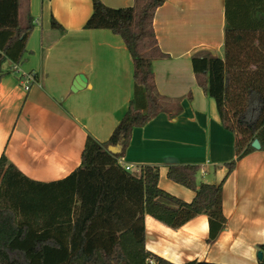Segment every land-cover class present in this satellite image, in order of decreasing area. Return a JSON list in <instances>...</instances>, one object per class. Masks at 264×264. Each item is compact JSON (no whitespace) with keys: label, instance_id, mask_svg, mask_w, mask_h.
Instances as JSON below:
<instances>
[{"label":"crops","instance_id":"crops-1","mask_svg":"<svg viewBox=\"0 0 264 264\" xmlns=\"http://www.w3.org/2000/svg\"><path fill=\"white\" fill-rule=\"evenodd\" d=\"M108 7L133 0H101ZM33 28L17 63L3 64L0 78V156L24 176L40 182L66 177L80 165L88 135L105 141L133 95L132 62L121 37L108 29L83 27L91 0H20L19 17ZM54 18L62 30L51 27ZM153 30L166 57L154 59L155 88L165 110L134 127L121 166L137 175L158 167L157 186L190 202L194 192L167 177L170 165L199 166L197 182H222L223 229L208 242V219L197 214L172 228L145 214V248L173 263L203 260L258 264L264 251V150L235 160V134L219 120L215 102L197 85L191 57L223 48L224 0H164ZM19 74L35 78L28 90ZM85 81L72 91L75 77Z\"/></svg>","mask_w":264,"mask_h":264},{"label":"trees","instance_id":"trees-1","mask_svg":"<svg viewBox=\"0 0 264 264\" xmlns=\"http://www.w3.org/2000/svg\"><path fill=\"white\" fill-rule=\"evenodd\" d=\"M163 2L133 0L112 8L91 0L83 27L121 37L132 62V98L105 141L86 137L80 165L62 179L31 180L0 156V264H177L145 248V214L172 228L205 214L208 242L223 229L222 182L198 183V165L168 167L169 179L194 192L185 202L157 186V166L143 165L135 175L118 162L132 129L165 110L151 68L152 60L167 56L152 25ZM19 7L20 0H0V78L9 72L5 62L20 60L33 28L28 12L19 17ZM51 27L62 30L53 17ZM191 67L222 126L235 134L228 174L236 159L256 149L254 139L264 150V0H224L222 56L194 55Z\"/></svg>","mask_w":264,"mask_h":264},{"label":"water","instance_id":"water-1","mask_svg":"<svg viewBox=\"0 0 264 264\" xmlns=\"http://www.w3.org/2000/svg\"><path fill=\"white\" fill-rule=\"evenodd\" d=\"M84 81H85V77L81 74H78L75 77L74 81L72 82L71 90L75 91V90L79 89ZM251 144L254 148H256V149L259 148V143L256 139H254ZM261 257H262V251H258L257 252V258L260 259Z\"/></svg>","mask_w":264,"mask_h":264},{"label":"built area","instance_id":"built-area-1","mask_svg":"<svg viewBox=\"0 0 264 264\" xmlns=\"http://www.w3.org/2000/svg\"><path fill=\"white\" fill-rule=\"evenodd\" d=\"M14 72L17 73L19 77V82L22 84L24 90H28L33 82H35V78L32 74H19V72L14 69ZM128 170V166L124 167Z\"/></svg>","mask_w":264,"mask_h":264},{"label":"rangeland","instance_id":"rangeland-1","mask_svg":"<svg viewBox=\"0 0 264 264\" xmlns=\"http://www.w3.org/2000/svg\"><path fill=\"white\" fill-rule=\"evenodd\" d=\"M220 56H222V54Z\"/></svg>","mask_w":264,"mask_h":264}]
</instances>
